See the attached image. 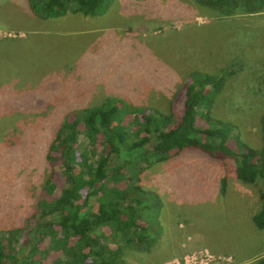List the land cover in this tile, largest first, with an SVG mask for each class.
Returning a JSON list of instances; mask_svg holds the SVG:
<instances>
[{
    "label": "rangeland",
    "instance_id": "374dc122",
    "mask_svg": "<svg viewBox=\"0 0 264 264\" xmlns=\"http://www.w3.org/2000/svg\"><path fill=\"white\" fill-rule=\"evenodd\" d=\"M25 1L0 0V232L21 226L49 182L63 184L61 161L48 160L62 125L110 98L126 108L127 122L142 109L177 117L190 74L238 67L225 77L211 115L261 147L264 11L222 17L194 0H112L100 15L43 20ZM140 177L162 202V236L149 252L124 249L128 264H163L205 250L214 264L264 257V230L252 222L264 183L241 182L232 159L186 148ZM35 224L23 228L31 240Z\"/></svg>",
    "mask_w": 264,
    "mask_h": 264
},
{
    "label": "trees",
    "instance_id": "16d2710c",
    "mask_svg": "<svg viewBox=\"0 0 264 264\" xmlns=\"http://www.w3.org/2000/svg\"><path fill=\"white\" fill-rule=\"evenodd\" d=\"M111 1L26 0L25 8L47 20L67 14L100 15ZM194 2L222 17L264 11V0ZM237 68L219 75L190 74L177 117L142 109L127 122L128 111L124 108L123 113L111 98L73 115L49 146L48 160L61 161L64 182L61 187L49 182L23 225L0 232V264H128L124 249L149 252L162 236V202L139 185L140 175L186 148L232 159L237 179L250 185L264 183V114L258 149L241 140L236 125L211 115L225 77ZM199 120L203 125L197 124ZM220 183L225 193V176ZM32 219L34 240L23 229ZM252 222L264 230V204ZM257 263L264 264V257Z\"/></svg>",
    "mask_w": 264,
    "mask_h": 264
},
{
    "label": "built area",
    "instance_id": "2783aa9c",
    "mask_svg": "<svg viewBox=\"0 0 264 264\" xmlns=\"http://www.w3.org/2000/svg\"><path fill=\"white\" fill-rule=\"evenodd\" d=\"M217 261L207 250L200 253L199 256H191V258H184L181 260H172L163 264H214Z\"/></svg>",
    "mask_w": 264,
    "mask_h": 264
}]
</instances>
